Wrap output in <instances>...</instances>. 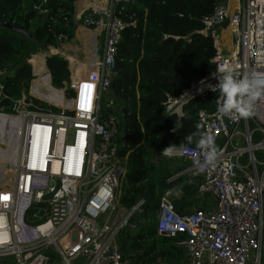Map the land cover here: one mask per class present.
<instances>
[{
	"label": "built area",
	"instance_id": "built-area-1",
	"mask_svg": "<svg viewBox=\"0 0 264 264\" xmlns=\"http://www.w3.org/2000/svg\"><path fill=\"white\" fill-rule=\"evenodd\" d=\"M104 1V7L91 5L77 22L102 30L95 35L96 56L85 77L77 63L71 67L65 88L55 87L46 56L53 46H47L50 51L37 63L34 56L31 63L30 90L22 89L13 97L5 85L13 71L9 64H0V130L10 129L5 134L0 131V142L12 133L18 144L14 181L0 187V264H132L122 238L144 200L130 209L119 200V187L127 173L126 160L120 156L127 143L126 112L113 84L120 75L124 32L136 26V20L126 15L132 0ZM35 9L55 24L59 19L60 24H69L63 8L50 14L48 0ZM203 23L197 32L215 38L213 69L179 97L168 98L170 114L183 116L184 106L193 98L207 99L215 93L208 85L217 83L212 76L217 64L232 65L240 75L264 74V0H216L214 12ZM225 30L231 31L229 47L221 43ZM193 34L185 38L191 41ZM101 35L104 45L99 56ZM58 39L66 40L67 35L62 33ZM105 95L110 97L107 103ZM8 99L11 110L5 105ZM35 99L52 101L61 111ZM10 117L14 122L7 128ZM198 119L203 124L199 133L215 138L218 160L196 175L192 158L182 157L191 166L171 178L194 175V195L208 197L206 204L180 213L174 191L167 190L157 211L158 234L184 236L186 264H262L264 159L258 152H264V100L257 102L247 119L220 117L217 109L200 110ZM240 125L246 130H239ZM51 192L54 195L46 199Z\"/></svg>",
	"mask_w": 264,
	"mask_h": 264
},
{
	"label": "trees",
	"instance_id": "trees-1",
	"mask_svg": "<svg viewBox=\"0 0 264 264\" xmlns=\"http://www.w3.org/2000/svg\"><path fill=\"white\" fill-rule=\"evenodd\" d=\"M41 1L0 0V23L13 27H0V64H9L13 71V76L5 80L7 92L13 97L20 95L22 89L31 88L34 79L32 65L28 63L31 55L47 46L60 47L64 40L59 41L58 36L62 33L67 39L74 34L76 0H48L50 14H57L63 8L69 15L68 26L60 24V19L55 24L39 13L35 6ZM215 6L216 0H132L126 6L127 19L136 20V26H129L124 32L118 60L120 75L114 81L113 90L123 100L126 112L123 125L127 143L120 156L126 160L128 185L120 203L130 209L144 200L122 238L132 264H186L188 261L187 249L179 244L183 236L159 235L156 216L167 190L180 188L183 194L195 193L196 186L189 178L180 175L170 180L191 162L169 159L161 153L169 145H179L188 135L197 134L194 139H198L203 126L198 112L216 110L218 94L191 100L184 106L183 116L168 113L166 102L169 97H179L185 88L212 71L215 38L197 31L204 27L203 19L214 12ZM190 34L193 37L188 41L185 36ZM224 37L221 42L229 47L231 31L225 30ZM47 66L53 85L65 87L71 79L69 61L52 55L47 57ZM35 101L46 105L40 99ZM5 105L11 110L12 101L6 100ZM9 130L0 131L5 134ZM8 135L0 143H6L13 158L15 147L10 149ZM156 155L162 158L158 164L163 174L154 182L151 170L155 168L152 161ZM6 174L7 169L0 172V176ZM186 212L189 211L180 210V213Z\"/></svg>",
	"mask_w": 264,
	"mask_h": 264
},
{
	"label": "clouds",
	"instance_id": "clouds-1",
	"mask_svg": "<svg viewBox=\"0 0 264 264\" xmlns=\"http://www.w3.org/2000/svg\"><path fill=\"white\" fill-rule=\"evenodd\" d=\"M212 76L217 83L209 84L208 87L218 94L215 102L220 117L250 118L257 102L264 100V74L240 75L232 65L217 64ZM196 135L186 136L179 145L165 147L161 155L169 159L189 156L192 158L195 174L205 172L216 164L219 153L211 133H199V138L194 139Z\"/></svg>",
	"mask_w": 264,
	"mask_h": 264
},
{
	"label": "rangeland",
	"instance_id": "rangeland-1",
	"mask_svg": "<svg viewBox=\"0 0 264 264\" xmlns=\"http://www.w3.org/2000/svg\"><path fill=\"white\" fill-rule=\"evenodd\" d=\"M78 29L81 30V31H78L77 38L76 39L73 38V37H75L74 36L75 34H73L72 38H68L66 41H63L61 43V47H63V46L67 47L68 44L66 42H69V44L71 42L72 43H76V49H78V52L80 53V55H78V56L82 59L81 63H78V64L81 65L80 68H83V74H84L83 77H85L88 69L91 68V66L93 65L94 59H95V57H93V55H94L93 47H92L91 44H89L91 42V39H92L93 36L90 35V36H87V38L84 37L82 34H85L86 31L84 29H86V28L84 26H82V25H79ZM93 40H95L94 37H93ZM93 40H92V42H93ZM59 41H61V40L59 39ZM103 45H104V35H101V36L98 37V48L100 50L99 51V56H101V54H102L101 49H102ZM61 47H60V53H56V54L48 52V51H50L49 47H46L45 49L40 48V50H38L36 53L31 55V57L28 59V63H32L34 56L36 57V56L40 55V56L43 57L46 54V52H48V55H46L47 57L52 56V55H60L61 57L66 58L65 53L68 56L70 54H72L70 51L66 52L65 49L61 48ZM68 47H70L72 49V45H70ZM53 48L59 49V47H57V48L53 47ZM61 52H63L64 55ZM89 53H90V55H88ZM69 63H70V61H69ZM78 64H76V66H78ZM43 70H44V68H41V72H43ZM71 75H72V72H71ZM70 91H72V90H67V93L69 94ZM41 100L45 101L47 103V105H49V108L51 110H53L55 112H60L61 111L54 102L51 101V103H50V102H48V100H44V99H41ZM109 100H110V97L105 95L104 99H103V102L107 103ZM7 121H9V123H7V126L11 127L12 117H10ZM239 130H246V128L243 125H240L239 126ZM14 136H15L14 134L13 135H10V134L8 135L9 142L12 145L10 147V149L15 147L13 158L9 156V147H7L5 145L6 143H3V144L0 143V160H1V162H0L1 163L0 164V172H2L5 169H7V174L3 175V176H0V187L12 184L13 181H14V178H15V172H16L15 164L17 163L16 162V158L17 157H15V155H16V147H17L16 141L17 140H16V137H14ZM258 140L259 139H257V137H256L255 141H258ZM1 142H3V141H1ZM259 158L260 159H264V156L263 157H259ZM161 160H162V158L160 156L156 155L153 158V161H152L153 164L155 165V168H153L151 170V174L155 175L154 182L158 181L160 179V177L162 176V174H163V169H160L161 165L158 164V162H160ZM243 162H245V158L243 159ZM4 166L7 167V168H4ZM127 185L128 184H127L126 175H125L123 177V179L121 181V184H120V187H119V189H120V191H119V200H120L121 194L126 189ZM170 190L174 191L177 195H181V193H183L180 190V188H178L177 190L176 189H170ZM206 198H208V197H204L203 196L200 199L205 201ZM209 199H210V197H209ZM156 220H157V216H156ZM135 232H133V233H135ZM125 233H126V231H125ZM179 244L182 245V240L179 241ZM262 264H264V249H263V252H262Z\"/></svg>",
	"mask_w": 264,
	"mask_h": 264
},
{
	"label": "crops",
	"instance_id": "crops-1",
	"mask_svg": "<svg viewBox=\"0 0 264 264\" xmlns=\"http://www.w3.org/2000/svg\"><path fill=\"white\" fill-rule=\"evenodd\" d=\"M91 5H93L95 7H98V8L104 7L106 5V1H104V0H76L75 1V3H74L75 11H74V17H73L74 30H75L74 31V34H75L74 36L75 37H73V38L76 39L77 38L78 31H81V30L78 29L79 25H78L77 22L80 21L81 19H83V16L86 14V12L88 11V8L91 7ZM0 27H10V28H13L10 25H8L7 23H0ZM84 30L86 32H85V34H82V35L84 37H86V38H87V36H90V35H92L95 38V35L100 34L102 32V30L100 28H92V29L86 28ZM93 37H92L91 42L89 44H91L92 47L94 48V44L92 42ZM224 38L225 37H224V33H223L222 34V37H221V40L224 39ZM66 40H64V41H66ZM66 43L68 44V46L72 45V49L70 47H68V46L67 47H65V46L61 47L60 46V47L61 48H64L66 52L70 51L72 53L69 56L65 53V56H66L67 60L70 61V63H69L70 64V67H75V65L77 63H81V61H82V59L78 56V55H80V53L78 52V49H76V43H72V42L70 44H69V42H66ZM60 47H59L58 50H60ZM54 50H55V48L51 49V52L53 54H56V52H54ZM101 52H102V49H101ZM95 54H96V50H94V55L93 56H96ZM88 55H90V53ZM58 56H60V55H58ZM258 154L261 155V157L264 156V153H262L261 151H259ZM185 161H189V160H185ZM190 166H191V163L187 164V167L184 170H186ZM183 171L179 172L178 174L182 173ZM186 176L184 178H186ZM188 178L191 180V183L194 186H196V189H197V179L194 178V175L187 176V179ZM173 179H177V177L171 178L170 180H173ZM174 196L176 198L175 199V202H176V206H178L177 208H178L179 211L186 209V210H188L190 212L196 206H203L204 204H206L204 200H201L200 199L201 197L198 198L196 195H194V193L193 194H188V195L181 193V195H177L174 192Z\"/></svg>",
	"mask_w": 264,
	"mask_h": 264
},
{
	"label": "bare ground",
	"instance_id": "bare-ground-1",
	"mask_svg": "<svg viewBox=\"0 0 264 264\" xmlns=\"http://www.w3.org/2000/svg\"><path fill=\"white\" fill-rule=\"evenodd\" d=\"M95 43V40H93V44ZM221 43H223V42H221ZM226 44V43H225ZM230 49H232V47H230ZM54 52H56V53H59L60 52V50H58V49H55L54 50ZM62 54H63V52H61ZM64 55V54H63ZM40 59V55H38V56H36L35 58H34V61H35V63H37V61ZM73 60V59H72ZM74 62V61H73ZM80 73H81V71H80ZM193 99H195V98H193ZM192 99V100H193ZM201 99V98H200ZM11 122H14V120L12 119V121ZM12 130V129H11ZM10 135H13L12 133H10ZM15 137V136H14ZM16 143H17V141H16ZM20 151V150H19ZM263 152V151H262ZM264 153V152H263ZM17 154H18V144H17V147H16V155H15V157H17ZM18 158H16V162L18 161L17 160ZM183 236V235H182ZM184 237V236H183ZM182 240V239H181ZM181 246H183V247H185L186 248V246L185 245H181ZM187 249V248H186ZM261 263H262V261H261Z\"/></svg>",
	"mask_w": 264,
	"mask_h": 264
},
{
	"label": "water",
	"instance_id": "water-1",
	"mask_svg": "<svg viewBox=\"0 0 264 264\" xmlns=\"http://www.w3.org/2000/svg\"><path fill=\"white\" fill-rule=\"evenodd\" d=\"M60 184H61V181L58 180V186H57V189L59 188ZM53 195H54V192H51V193H49L48 195H46L45 198H46V199H49V198H51Z\"/></svg>",
	"mask_w": 264,
	"mask_h": 264
}]
</instances>
